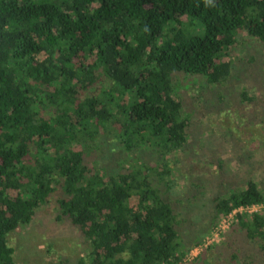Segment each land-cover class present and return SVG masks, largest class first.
<instances>
[{
    "label": "trees",
    "instance_id": "trees-1",
    "mask_svg": "<svg viewBox=\"0 0 264 264\" xmlns=\"http://www.w3.org/2000/svg\"><path fill=\"white\" fill-rule=\"evenodd\" d=\"M178 76L226 92L214 132L240 161L264 153V0H0V264H15L8 235L50 201L85 245L73 264L180 261L202 238L184 234L186 189H223L200 233L264 203V184L221 176L216 147L190 137ZM219 263L264 264L263 210L185 262Z\"/></svg>",
    "mask_w": 264,
    "mask_h": 264
},
{
    "label": "rangeland",
    "instance_id": "rangeland-1",
    "mask_svg": "<svg viewBox=\"0 0 264 264\" xmlns=\"http://www.w3.org/2000/svg\"><path fill=\"white\" fill-rule=\"evenodd\" d=\"M182 21L186 22V19L183 18ZM187 28L192 33L199 34L203 32V27L197 20H194ZM199 78H180L178 76L175 87L176 97L182 101L184 112L188 113L189 118L193 121L190 126V137L192 139L203 138L207 140L208 144L204 147H216L218 153L212 155L219 154L225 164L224 173L222 172L221 176L231 175L232 173L240 176L245 172L246 174L249 173L255 181L264 184V153L253 151L254 154L251 157H247V153H243V155L241 154L243 160L240 161L237 158L240 150L235 149L230 142L222 140L218 132H214L219 124V117L211 113L212 106L214 107L217 102H221L218 100V96L220 94L226 95V92L218 90L215 95L210 93V86L201 82ZM250 78L247 72L246 75L238 76L235 78L237 81L235 87L239 89L241 83H238V81L243 82L247 79L250 80ZM204 85L206 86L203 89ZM235 87L233 90H228L227 93H235ZM199 91L206 93L205 98H201L196 94ZM223 97L222 100L225 98ZM261 145L264 148V144L261 143ZM102 161L105 165L110 163L109 161L106 162L105 159ZM207 170L216 171V163L207 166ZM207 180L214 185L217 179L208 176ZM182 185L183 182L173 187V197H183L185 188ZM218 190L223 193V189L216 187L214 189L201 188L191 191L186 189L185 203H183V206L181 205L180 209L182 214L190 218V220L188 219L189 222L184 221L183 224L188 223V226H192L189 231L185 229L184 234L190 231L191 233H198L199 237L206 234V230L201 233L199 231L207 228V221L212 212L211 203L208 200L210 194L215 195L219 192ZM55 216V203L53 201L47 202L35 210L33 217L27 224L18 227L8 235L7 241L14 250L15 264H73L77 256L86 251L82 237L77 230L65 220L58 221ZM184 242L187 241L184 240ZM212 260L214 262L220 261L217 253L214 254Z\"/></svg>",
    "mask_w": 264,
    "mask_h": 264
},
{
    "label": "built area",
    "instance_id": "built-area-1",
    "mask_svg": "<svg viewBox=\"0 0 264 264\" xmlns=\"http://www.w3.org/2000/svg\"><path fill=\"white\" fill-rule=\"evenodd\" d=\"M264 211V203L252 204V205H239L234 207L227 214L219 218L218 223L208 233L204 234L201 238V242L191 248L190 251L180 261L174 264H185V262L193 259L198 255L205 247L215 245L223 238V233L228 230L233 219L237 214L253 213L258 211Z\"/></svg>",
    "mask_w": 264,
    "mask_h": 264
}]
</instances>
